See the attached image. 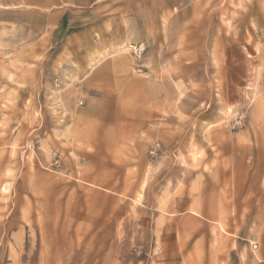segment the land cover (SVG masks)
<instances>
[{
	"label": "rangeland",
	"instance_id": "1",
	"mask_svg": "<svg viewBox=\"0 0 264 264\" xmlns=\"http://www.w3.org/2000/svg\"><path fill=\"white\" fill-rule=\"evenodd\" d=\"M25 2L0 0V264H155L141 220L160 189L193 195L203 143L228 142L264 167L252 147L264 137V0H186L175 6L183 19L137 38L129 22L125 36L99 22L52 30L45 16L35 29L18 14ZM230 44H256L262 61L243 106L222 86ZM109 63L123 82L92 88ZM254 194L250 213L234 216L250 224L249 264H264Z\"/></svg>",
	"mask_w": 264,
	"mask_h": 264
},
{
	"label": "crops",
	"instance_id": "2",
	"mask_svg": "<svg viewBox=\"0 0 264 264\" xmlns=\"http://www.w3.org/2000/svg\"><path fill=\"white\" fill-rule=\"evenodd\" d=\"M185 3L186 0H27L23 5L28 4L31 9H19L18 14L23 15L24 20H33L35 29L36 20L45 16V26L52 30L63 27L69 30L71 25L72 29H78L99 22V27L108 25L119 36H125L123 22H129L132 31L129 35L137 38L138 35H149L151 22L183 19L175 6ZM44 6L49 11L41 14L40 9L46 8ZM39 28L40 34V25ZM221 53L226 101L232 102V95L236 93L241 106L245 102L251 103L255 84L252 73L262 63L256 44H230ZM114 67L109 63L91 73L89 85L104 90L118 86L123 82V71L119 74L110 71ZM244 69L247 71L242 75ZM237 70L242 76L235 80ZM252 147L264 149V137ZM201 148L204 152L196 163L199 168L192 180L193 195L189 193L190 188H177L179 191L175 190L172 195L171 191L160 189L155 204L151 208L147 206L152 213L146 212L141 220L144 243L155 250V264H179L191 255L199 264H249L250 224L244 216L235 221L234 212L250 213V196L256 185L257 194L254 195L258 197V206L261 204L258 212L264 215V167L257 159L253 158L250 163L248 158L246 163L245 159L234 156L228 142L203 143ZM170 195L173 198H168ZM235 198L240 204L235 205ZM259 226L264 230V219H259ZM257 256V261H264V255L258 253Z\"/></svg>",
	"mask_w": 264,
	"mask_h": 264
},
{
	"label": "built area",
	"instance_id": "3",
	"mask_svg": "<svg viewBox=\"0 0 264 264\" xmlns=\"http://www.w3.org/2000/svg\"><path fill=\"white\" fill-rule=\"evenodd\" d=\"M141 51H142L141 47L133 49L134 54H137V55H140Z\"/></svg>",
	"mask_w": 264,
	"mask_h": 264
}]
</instances>
